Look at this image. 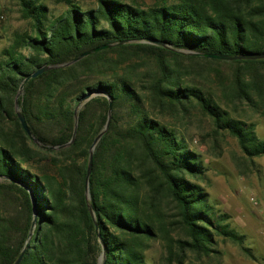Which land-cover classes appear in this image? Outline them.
I'll use <instances>...</instances> for the list:
<instances>
[{
  "label": "trees",
  "instance_id": "obj_1",
  "mask_svg": "<svg viewBox=\"0 0 264 264\" xmlns=\"http://www.w3.org/2000/svg\"><path fill=\"white\" fill-rule=\"evenodd\" d=\"M15 2L23 23L0 49V264L27 242L19 264H98L103 250L104 264H151L154 243L160 264H221L227 243L257 261L202 186L199 148L218 158L234 140L242 177L264 158V0ZM83 101L73 144L55 151L16 116L17 103L33 137L58 146Z\"/></svg>",
  "mask_w": 264,
  "mask_h": 264
},
{
  "label": "rangeland",
  "instance_id": "obj_2",
  "mask_svg": "<svg viewBox=\"0 0 264 264\" xmlns=\"http://www.w3.org/2000/svg\"><path fill=\"white\" fill-rule=\"evenodd\" d=\"M54 10H62L63 4L57 0H42ZM81 1V0H80ZM89 1V0H86ZM15 0H0V49L7 44L6 37L22 26ZM257 136L264 139V117L256 120ZM205 147L199 151L207 167L205 180L202 183L211 202L229 215L231 226L244 237V245L250 247L257 261L250 260L240 252L239 247L230 243L220 246L221 264H263L264 263V158L255 159V170L248 177L239 176L230 161V150H237L234 140L227 139L223 144V153L216 158L204 153ZM254 198L256 204L251 201ZM160 243L152 244L146 252L151 264H160ZM184 264H197L192 259Z\"/></svg>",
  "mask_w": 264,
  "mask_h": 264
},
{
  "label": "water",
  "instance_id": "obj_3",
  "mask_svg": "<svg viewBox=\"0 0 264 264\" xmlns=\"http://www.w3.org/2000/svg\"><path fill=\"white\" fill-rule=\"evenodd\" d=\"M106 47V46H105ZM105 47H100V48H97V49H94L92 51H89V52H86V53H83L82 55H80L79 57H77L75 60L65 64L66 66L67 65H70L82 58H84L85 56L95 52V51H98L100 49H103ZM183 54H194L190 51H182ZM206 57H211V58H215V59H230L228 57H225V56H221V55H207ZM261 58H264V55L261 56ZM50 67L48 66H45L41 69H38L37 71H35L33 74H31L26 80H29L30 78H34L36 76H38L39 74L43 73L44 71L48 70ZM21 89H22V86H21ZM20 89V92H19V95L22 94V90ZM16 103V102H15ZM84 103V101L82 103H80L77 108L75 109V122H74V129H73V133H72V136L70 138V140L67 142V143H64L62 145H58V146H50V145H44V144H41L39 141H37L33 135L31 134L28 126H27V123L25 121V118L21 112V109L17 106L18 104L16 103V116L18 118V121L22 127V129L25 131V133L28 135V137L34 142L36 143L41 149H44V150H50V151H55V150H59V149H63V148H66L68 146H70L71 144H73L74 140H75V136H76V131H77V113H78V110L80 109L81 105ZM110 120H111V105H109V109H108V114H107V119H106V122L103 126V128L101 129V131L97 134V136L94 138L92 144H91V147L89 149V156H88V165H87V173H86V177H85V194H86V199L89 200V189H88V186H89V177H90V174H91V168H92V158H93V152L95 150V147L97 146L98 142L100 141V139L102 138V136L105 134V132L107 131L108 129V126H109V123H110ZM2 180H6V181H9L8 179H5V178H0ZM28 193H29V198H30V203H31V207H32V225H34L35 221H36V216H37V206H36V202H35V199H34V196L33 194L31 193V191L28 190ZM88 208H89V211H90V214L92 216V218L94 219L93 217V212L91 210V206L88 205ZM96 226V225H95ZM96 235H97V238H98V241L99 243L102 245V240H101V237H100V234L98 232V229H97V226H96ZM28 242L25 244L24 248L21 250V252L19 253L18 257L16 258L15 262L13 264H19L22 257H23V254L26 250V248L28 247ZM104 261H105V252L104 250L102 251L99 259H98V264H104Z\"/></svg>",
  "mask_w": 264,
  "mask_h": 264
},
{
  "label": "built area",
  "instance_id": "obj_4",
  "mask_svg": "<svg viewBox=\"0 0 264 264\" xmlns=\"http://www.w3.org/2000/svg\"><path fill=\"white\" fill-rule=\"evenodd\" d=\"M251 201H252L254 204H256V201L254 200V198H251Z\"/></svg>",
  "mask_w": 264,
  "mask_h": 264
}]
</instances>
